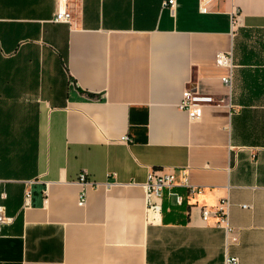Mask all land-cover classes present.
<instances>
[{"label": "crops", "instance_id": "crops-1", "mask_svg": "<svg viewBox=\"0 0 264 264\" xmlns=\"http://www.w3.org/2000/svg\"><path fill=\"white\" fill-rule=\"evenodd\" d=\"M166 1L68 0L67 24L56 0H0V264H264V0ZM186 87L211 98L196 120ZM154 168L199 192L148 220ZM80 172L100 184L83 206ZM224 199L227 239L201 216Z\"/></svg>", "mask_w": 264, "mask_h": 264}, {"label": "built area", "instance_id": "built-area-1", "mask_svg": "<svg viewBox=\"0 0 264 264\" xmlns=\"http://www.w3.org/2000/svg\"><path fill=\"white\" fill-rule=\"evenodd\" d=\"M68 0H56V11L54 13L53 21L57 23H70L72 20L71 13L67 8ZM175 0H167L163 3V6L169 8L171 14L174 11ZM200 10L204 12L206 10V0L199 1ZM236 25V17L232 18L231 27L234 28ZM216 62L218 65L223 66L228 69V73L221 78L222 84L228 88L230 91L232 86V53L231 51L219 53L216 56ZM211 98L207 96H200L194 94L188 87L183 91L182 101L178 104L177 108L181 111H186L190 120H196L200 117V107L203 102L210 101ZM121 141L124 143L129 142V138L124 136L121 138ZM77 182L81 184L82 190L78 195V206H83L86 199L85 187L91 186L97 188L100 186L99 183L91 181L85 172H80L77 176ZM1 183V180H0ZM106 186H109L110 183H106ZM176 186H182L187 189L189 194L193 195L198 193L199 190L191 186L188 182V177L185 170L181 171V177L178 181L173 171H167L165 169H150L147 174V180L144 184V189L146 191L147 198V215L148 220L151 219V216L158 214L161 209L160 201L164 191H167L168 194L173 195L175 202L181 204L182 196L172 192V189ZM4 194L0 191V235L2 232V227L11 221V218L7 217L5 212V207L2 204V199ZM29 197V191H25V200ZM227 212H228V200H221L219 205L216 208H201L202 220L206 221L211 217H216L218 220V226H221L224 232V236L227 239L230 234V227L227 225ZM224 264H238V260L235 257H226Z\"/></svg>", "mask_w": 264, "mask_h": 264}, {"label": "trees", "instance_id": "trees-1", "mask_svg": "<svg viewBox=\"0 0 264 264\" xmlns=\"http://www.w3.org/2000/svg\"><path fill=\"white\" fill-rule=\"evenodd\" d=\"M87 96L94 97V95H93V94H87Z\"/></svg>", "mask_w": 264, "mask_h": 264}]
</instances>
